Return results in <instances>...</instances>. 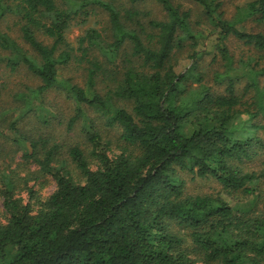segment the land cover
Segmentation results:
<instances>
[{"label": "trees", "instance_id": "16d2710c", "mask_svg": "<svg viewBox=\"0 0 264 264\" xmlns=\"http://www.w3.org/2000/svg\"><path fill=\"white\" fill-rule=\"evenodd\" d=\"M141 1L0 0V60L41 81L15 101L49 125L45 95L65 91L76 110L69 126L82 119L91 145L88 154L78 144L69 149L76 180L57 160L60 144L48 147L46 137L24 131L12 107L0 112V162L9 142L57 185L45 199L30 188L25 199L14 170L0 169V264H264V67H236L226 43L234 37L264 52V0L238 7L231 19L223 0H191L211 31L182 3L156 0L166 13L159 20L138 8ZM93 5L107 11L109 25L88 29L76 48L67 30ZM9 18L14 26L3 30ZM247 21L259 30L242 27ZM210 39L213 61L218 52L224 60L215 75L222 90L199 69L209 53L201 44ZM182 57L190 64L179 71ZM77 58L85 63L83 85L62 77ZM99 118L122 129L120 153L111 154ZM183 171L215 178L235 204L223 194H186ZM250 200L252 210L244 205Z\"/></svg>", "mask_w": 264, "mask_h": 264}, {"label": "rangeland", "instance_id": "374dc122", "mask_svg": "<svg viewBox=\"0 0 264 264\" xmlns=\"http://www.w3.org/2000/svg\"><path fill=\"white\" fill-rule=\"evenodd\" d=\"M128 1V0H122ZM175 3H182L183 8L192 9V20L205 21L204 25L208 26L211 31L213 26L208 20L205 19L202 8L191 0H174ZM223 9L226 12V17L231 19L234 18L237 13L238 7L245 6V4L252 0H223ZM138 8H141L147 13L148 18L165 19L166 13L162 9V6L156 0H144L136 4ZM87 14L78 16L70 25L67 30V38L71 41L75 47H78V38L82 36L88 29L97 28L103 31L107 30L109 25V16L107 11L101 6L93 5V8L87 9ZM8 26H14L12 19L1 23L3 30H8ZM246 30L255 31L259 30V25L254 21H247L244 23ZM13 37L18 39L21 43L23 42L18 28H14L10 31ZM227 46L230 54L234 57V64L236 67H241L244 64L247 67L255 66L257 68L264 67V52L258 49L245 45L242 41L236 38H230L227 40ZM214 41L207 40V44H201L202 51L206 48L209 53L206 54L205 58L201 61L200 71L205 72V83L211 86L214 90H222L225 84H218L215 79L216 72H222L224 70V60L218 52V58L213 61V49ZM80 55V52H77ZM5 56V53L0 49V59ZM183 56V55H181ZM179 66V71H183L189 64V60H184ZM62 77L71 80L73 83L83 85L86 81V69L85 63L79 61V58L72 60L69 64L64 66L62 71ZM262 84L264 85V76H262ZM193 82V81H192ZM245 79H242L239 83V88L242 87ZM0 83H3V91L0 96V112L5 113L9 108H13L16 117L22 116L23 122L21 127L24 131H28L32 136L43 135L49 140L48 147H51L55 142L61 145V148L57 154V160L66 165L71 170L76 180L81 179L77 171L76 166L71 161L69 156V149L71 146L78 144L84 148L88 154L91 149V145L87 142L86 137L82 131L83 121L82 119L76 120L71 127L69 123L76 114L75 104L73 100L69 99L66 92L61 89H52L45 95V101L47 106L52 111V120L49 125L40 123L35 113L28 112L29 106L24 104L23 101H15L17 98L14 97L15 93L19 91H28L29 88L37 87L41 81L32 72L28 70L26 66L21 65L16 71H12L6 64L5 60H0ZM131 109V108H129ZM12 113L8 116L12 117ZM254 121H259L258 119ZM260 122L264 123L261 119ZM96 126L101 129L105 140L109 141L111 147V154H117L122 151L121 148V133L122 129L119 126L109 127L105 124L104 120L97 119ZM264 137V130L258 131ZM1 139V138H0ZM5 151L7 155H4L3 161L0 162V169L2 173H5L9 169L14 170V179L17 182V193L23 196L25 199L29 198V189L33 188L37 196L35 198L45 199L56 189V181L50 174L43 173L40 170V165L33 159H26L23 155V151L20 149L19 152L14 151V147L11 143L6 142ZM47 149V148H46ZM60 163V162H59ZM55 165V162H53ZM61 164V163H60ZM262 167H257V174H261ZM10 171V170H9ZM3 175V174H2ZM180 175L185 179V192L186 194H223L231 203L235 202L230 196L224 193L222 185L213 177L200 178L195 177L189 172H181ZM1 183V181H0ZM262 186H264V177L262 178ZM253 201L250 200L244 205L252 210ZM6 220V213L3 206V199L0 196V222ZM190 241V240H188ZM191 242V241H190ZM188 242L187 245L190 250H193V244ZM186 246V244H185ZM187 247V246H186ZM194 255V253H193ZM201 263V262H200Z\"/></svg>", "mask_w": 264, "mask_h": 264}]
</instances>
